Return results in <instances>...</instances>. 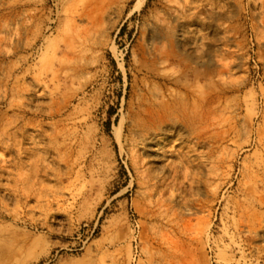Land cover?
<instances>
[{
  "label": "rangeland",
  "instance_id": "rangeland-1",
  "mask_svg": "<svg viewBox=\"0 0 264 264\" xmlns=\"http://www.w3.org/2000/svg\"><path fill=\"white\" fill-rule=\"evenodd\" d=\"M0 264H264V0H0Z\"/></svg>",
  "mask_w": 264,
  "mask_h": 264
}]
</instances>
